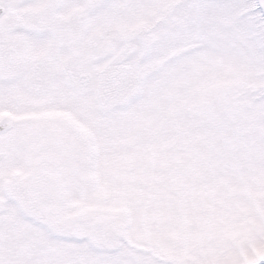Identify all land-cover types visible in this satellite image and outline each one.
I'll return each mask as SVG.
<instances>
[{
	"label": "snow or ice",
	"instance_id": "obj_1",
	"mask_svg": "<svg viewBox=\"0 0 264 264\" xmlns=\"http://www.w3.org/2000/svg\"><path fill=\"white\" fill-rule=\"evenodd\" d=\"M0 264H264V0H0Z\"/></svg>",
	"mask_w": 264,
	"mask_h": 264
}]
</instances>
